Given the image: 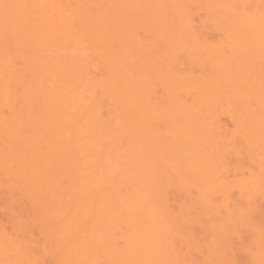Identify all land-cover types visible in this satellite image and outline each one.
Returning a JSON list of instances; mask_svg holds the SVG:
<instances>
[{
    "label": "bare ground",
    "instance_id": "1",
    "mask_svg": "<svg viewBox=\"0 0 264 264\" xmlns=\"http://www.w3.org/2000/svg\"><path fill=\"white\" fill-rule=\"evenodd\" d=\"M1 191L0 264H264V0H0Z\"/></svg>",
    "mask_w": 264,
    "mask_h": 264
},
{
    "label": "rangeland",
    "instance_id": "2",
    "mask_svg": "<svg viewBox=\"0 0 264 264\" xmlns=\"http://www.w3.org/2000/svg\"><path fill=\"white\" fill-rule=\"evenodd\" d=\"M1 194H2V195H1ZM0 195L3 196V192H2V191L0 192ZM1 196H0V200H1V202H2L3 197H2V199H1ZM171 203H174V202L171 201ZM171 205H172V206H175V203H174V204H171ZM0 212H1V211H0ZM258 215H259V216H258ZM0 216L2 217L3 214H2V215L0 214ZM253 216H256L257 218H255V217H253ZM1 217H0V220H1L0 223H2V221H4V220H2L4 217H3V218H1ZM260 217H261L262 219H261ZM255 219H256V220H255ZM251 220H253V222H252V223H253V226H254V227L256 226V229L258 228L259 231H260L261 233L263 232L262 235L264 236V219H263L262 215H261V214H258V213H256L255 215L253 214V215L251 216ZM251 220H250V221H251ZM259 220H260V221H259ZM261 220H262V221H261ZM255 221H256V222H255ZM258 226H259V227H258ZM261 227H262V228H261ZM261 230H262V231H261Z\"/></svg>",
    "mask_w": 264,
    "mask_h": 264
}]
</instances>
